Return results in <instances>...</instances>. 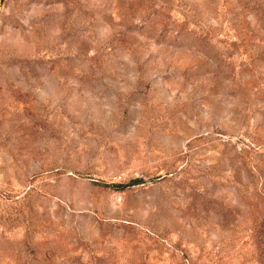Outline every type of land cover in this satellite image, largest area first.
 <instances>
[{
    "label": "rangeland",
    "instance_id": "obj_1",
    "mask_svg": "<svg viewBox=\"0 0 264 264\" xmlns=\"http://www.w3.org/2000/svg\"><path fill=\"white\" fill-rule=\"evenodd\" d=\"M0 264H264V0H0Z\"/></svg>",
    "mask_w": 264,
    "mask_h": 264
}]
</instances>
